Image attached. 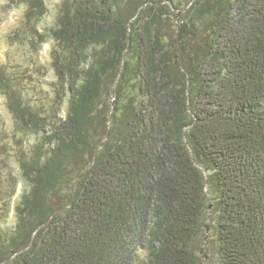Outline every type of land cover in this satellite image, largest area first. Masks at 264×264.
I'll use <instances>...</instances> for the list:
<instances>
[{
	"label": "trees",
	"instance_id": "16d2710c",
	"mask_svg": "<svg viewBox=\"0 0 264 264\" xmlns=\"http://www.w3.org/2000/svg\"><path fill=\"white\" fill-rule=\"evenodd\" d=\"M10 2L0 264H264V0Z\"/></svg>",
	"mask_w": 264,
	"mask_h": 264
},
{
	"label": "rangeland",
	"instance_id": "374dc122",
	"mask_svg": "<svg viewBox=\"0 0 264 264\" xmlns=\"http://www.w3.org/2000/svg\"><path fill=\"white\" fill-rule=\"evenodd\" d=\"M62 0H47L49 7L48 15L42 20L41 26H52L55 23L58 13V7ZM23 5H13L10 0H0V65L5 61L7 51H13L19 55L22 54L20 48H12L8 35L14 31L23 19L24 13ZM50 47L51 42L43 46L41 56L42 60L50 64ZM53 75L50 73L47 79H52ZM0 127H2L1 139L9 138V133L12 132L13 119L8 112L5 104L4 96L0 93ZM7 129V130H6ZM9 131V132H8ZM0 148V220H2V228L10 229L14 225V212L12 210L13 199L9 200L8 194L17 186V194L15 198L26 190V185L17 169L16 162L12 161L7 153ZM7 161V163H6ZM15 178V179H13ZM11 201V209L8 211V202ZM1 228V229H2Z\"/></svg>",
	"mask_w": 264,
	"mask_h": 264
},
{
	"label": "water",
	"instance_id": "95a60500",
	"mask_svg": "<svg viewBox=\"0 0 264 264\" xmlns=\"http://www.w3.org/2000/svg\"><path fill=\"white\" fill-rule=\"evenodd\" d=\"M212 208V205H210V209ZM206 232H207V236H206V239L208 238V234L210 232V224H207L206 226Z\"/></svg>",
	"mask_w": 264,
	"mask_h": 264
}]
</instances>
